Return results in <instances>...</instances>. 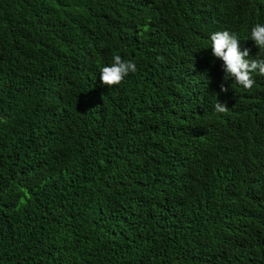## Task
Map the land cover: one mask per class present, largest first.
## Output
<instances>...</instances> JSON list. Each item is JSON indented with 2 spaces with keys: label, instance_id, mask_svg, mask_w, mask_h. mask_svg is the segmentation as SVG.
Segmentation results:
<instances>
[{
  "label": "trees",
  "instance_id": "trees-1",
  "mask_svg": "<svg viewBox=\"0 0 264 264\" xmlns=\"http://www.w3.org/2000/svg\"><path fill=\"white\" fill-rule=\"evenodd\" d=\"M256 24L264 0H0V264H264V76L208 56L228 30L264 59ZM113 55L138 70L109 88Z\"/></svg>",
  "mask_w": 264,
  "mask_h": 264
},
{
  "label": "clouds",
  "instance_id": "clouds-1",
  "mask_svg": "<svg viewBox=\"0 0 264 264\" xmlns=\"http://www.w3.org/2000/svg\"><path fill=\"white\" fill-rule=\"evenodd\" d=\"M243 39V38H242ZM236 33L228 30L213 32L210 35L211 45L208 50L209 61L215 70L223 68L225 73L224 80L234 79L235 85L241 86L243 89L251 90L255 80L252 78L253 73L264 76V59H250V49L241 50L242 40ZM251 40L255 45L264 50V25L256 24L251 30ZM259 55H264L261 51ZM138 70L137 63L134 60L125 59L120 55H113L111 62L100 69L101 82L109 88L120 85L130 74L136 73ZM188 73L180 63L176 64L171 71H166L169 84L173 83L176 75L184 76ZM221 92L227 93L228 87L224 84L220 86ZM168 91H160L152 94V97L163 100L168 96ZM214 111L216 113H225L228 111L227 105L220 102L215 103Z\"/></svg>",
  "mask_w": 264,
  "mask_h": 264
}]
</instances>
